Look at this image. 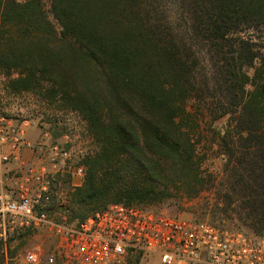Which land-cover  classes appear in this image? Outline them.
Wrapping results in <instances>:
<instances>
[{
	"label": "trees",
	"instance_id": "trees-1",
	"mask_svg": "<svg viewBox=\"0 0 264 264\" xmlns=\"http://www.w3.org/2000/svg\"><path fill=\"white\" fill-rule=\"evenodd\" d=\"M49 2L0 0V73L10 92L40 94L86 123L95 150L69 195L72 218L219 185L223 213L264 237V54L253 35L264 0ZM222 117L215 178L193 129Z\"/></svg>",
	"mask_w": 264,
	"mask_h": 264
},
{
	"label": "built area",
	"instance_id": "built-area-1",
	"mask_svg": "<svg viewBox=\"0 0 264 264\" xmlns=\"http://www.w3.org/2000/svg\"><path fill=\"white\" fill-rule=\"evenodd\" d=\"M23 124L6 113L0 97V168L31 146ZM61 160H70L69 151L51 144L45 159L24 163L14 191L0 190L3 225L45 228L55 239L47 254L40 248L25 250V264H115L134 252L155 254L162 264H264L263 236L145 206L115 203L81 222L65 216L55 220L49 180ZM71 174L82 180L83 167L75 166Z\"/></svg>",
	"mask_w": 264,
	"mask_h": 264
},
{
	"label": "rangeland",
	"instance_id": "rangeland-1",
	"mask_svg": "<svg viewBox=\"0 0 264 264\" xmlns=\"http://www.w3.org/2000/svg\"><path fill=\"white\" fill-rule=\"evenodd\" d=\"M44 3L46 10L49 11V0H44ZM49 17L52 19L51 15ZM253 35L259 46L258 49L264 54V31H257ZM6 82L7 76L0 73V97L3 101V107L6 113L15 119L17 123L27 122V124H23L22 128L25 142L31 144V146L24 147L20 158L17 161L10 162L12 168L3 189L14 191V181L20 176L24 163L45 159L48 146L58 144L69 151L70 160L59 161L57 171L53 174L54 179L50 178L49 180V211L55 220H59L62 216L70 219L72 214L65 209L69 202V195L83 181V178L79 180L71 172L75 166L81 165L85 173L82 159L95 150V144L88 133L86 123L76 112L62 109L57 102H49L42 98L40 94L35 92H10L7 89ZM198 116L201 119L200 115L193 114L195 119ZM227 120L228 117H222L203 125L199 129H193L195 130V139H200L199 146L201 151L205 153L206 158L203 163V168L206 171L205 175L210 173L215 178L219 177L222 157L215 150V146H211L210 141L216 136L215 133L225 127ZM196 121L198 123V120ZM24 151H28L30 155L24 156ZM218 188L219 185L213 187L207 184L203 191L191 198L182 197L181 193L175 192L172 198L145 207L161 210L173 216L208 220L221 226L250 232L246 226H243L232 216L233 213H223L221 210L223 206L215 194ZM0 239L4 243L5 255L7 256L5 264H25L22 257L25 250L40 248L47 254L52 251L55 245L54 237L45 228L27 230L19 228L17 225L10 226L7 222L3 225L1 220ZM124 262L125 259L115 264H123ZM139 264L162 263L157 255L144 253L141 255Z\"/></svg>",
	"mask_w": 264,
	"mask_h": 264
},
{
	"label": "crops",
	"instance_id": "crops-1",
	"mask_svg": "<svg viewBox=\"0 0 264 264\" xmlns=\"http://www.w3.org/2000/svg\"><path fill=\"white\" fill-rule=\"evenodd\" d=\"M23 155L25 156H29L30 153H28V151H24ZM11 166H10V162L4 164L1 168H0V190L4 188L5 184H6V179L7 176L9 174V172L11 171ZM178 264V263H177ZM179 264H184V263H179Z\"/></svg>",
	"mask_w": 264,
	"mask_h": 264
}]
</instances>
